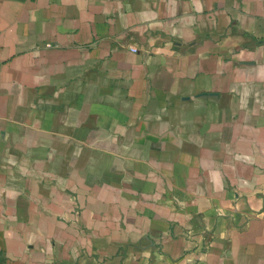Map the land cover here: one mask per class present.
<instances>
[{"label":"crops","instance_id":"obj_1","mask_svg":"<svg viewBox=\"0 0 264 264\" xmlns=\"http://www.w3.org/2000/svg\"><path fill=\"white\" fill-rule=\"evenodd\" d=\"M0 264H264V0H0Z\"/></svg>","mask_w":264,"mask_h":264}]
</instances>
